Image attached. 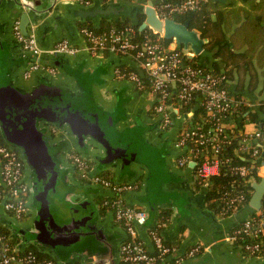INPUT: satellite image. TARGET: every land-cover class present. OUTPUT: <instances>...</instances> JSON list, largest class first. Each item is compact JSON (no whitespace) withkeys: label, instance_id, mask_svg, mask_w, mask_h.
Here are the masks:
<instances>
[{"label":"water","instance_id":"1","mask_svg":"<svg viewBox=\"0 0 264 264\" xmlns=\"http://www.w3.org/2000/svg\"><path fill=\"white\" fill-rule=\"evenodd\" d=\"M14 1L19 14L13 23L19 21L24 36L34 34L41 49L52 48L51 40L54 38L59 42L63 31L72 45L83 43L76 22H91L95 27H100L103 20L130 19L137 23L139 15L145 16L141 30L148 28L154 34L174 41L176 46L188 50L189 58L202 56L208 42L200 30L191 29L190 21L162 19L156 5L163 0H92L89 5L68 0ZM14 46L20 47L16 56L12 51ZM81 54L39 58L23 51L16 37L9 45L0 39V134L4 142L17 149L25 160L26 179L32 190L31 218L24 223L9 219L7 224L14 236L21 238L23 246L34 245L55 257L60 264L85 253L95 256L94 251L99 253L100 249L113 246L107 226L100 222V211L95 202L96 196L104 194L105 189L75 178L74 167L66 157L70 147L93 161L94 174L112 167L116 180L123 182L140 173L138 178H142L143 187L130 194V200L136 203L133 205L146 207L148 219L142 227L151 225L160 207L175 208L178 213L181 204L191 208L196 218L211 224L217 219L216 214L194 208L193 193L181 187L185 176L173 162L176 156L184 153L173 147L184 118L176 117L174 128L160 136V117L149 120L145 115L153 101L139 104L132 110L136 97L130 94L132 83L111 88L112 101H107L101 93L117 64L129 62L139 70L138 64L129 57L114 55L115 59L106 63L102 58L91 67L86 65L87 57ZM34 63L54 67L57 73L53 75L41 69L33 72L29 79L21 77L18 80L15 69L26 70ZM50 125L58 128L60 133L54 134ZM262 148L264 158V146ZM262 163L264 165V160ZM189 166L194 171L196 163L191 162ZM193 178L196 180L195 175ZM252 187L250 203L230 216L233 224L261 208L264 176L260 181L255 179ZM77 198L80 199L77 201ZM226 242L231 244L229 239ZM232 247L246 259L241 249ZM208 258L206 255L204 260L207 262ZM243 264H264V260L246 259Z\"/></svg>","mask_w":264,"mask_h":264},{"label":"built area","instance_id":"2","mask_svg":"<svg viewBox=\"0 0 264 264\" xmlns=\"http://www.w3.org/2000/svg\"><path fill=\"white\" fill-rule=\"evenodd\" d=\"M68 1L84 5L92 2ZM202 2L203 0H163L156 5V9L162 19H174L176 16L200 9ZM13 30L23 51L39 58L59 54L74 56L82 51H87L93 56H98L104 51L129 57L138 64L139 70L118 66L114 68L113 76L119 81L132 83L136 92L146 93L148 97L153 96L150 98L154 105L153 117H160L159 129L169 132L176 124V117L184 118L173 141L175 149L184 151L175 158L177 165L185 168L195 162L196 181H207L220 175L222 168L231 164L232 157L223 154V150L235 139L233 133L236 124L231 121V117L243 100L230 93L226 75L187 63L185 56L188 50L183 47H180V50L174 41L166 43L164 37L159 35L155 38L149 34H137L132 25L112 26L101 31L81 26L80 33L85 41L82 47L72 45L68 39H62L50 49H41L34 34L26 37L21 33L19 21H15ZM41 69L53 75L57 73L54 67L34 63L25 70L24 77L29 79L33 72ZM186 107H190L188 112L185 111ZM199 109H202L203 113L195 116ZM189 119L193 120L186 125ZM54 134L59 133L56 131ZM263 146L262 128L242 134L236 153L249 156L251 162L249 165L228 167L230 174L235 177L221 195L223 205L216 213L218 217H230L250 203L243 181L246 185H252L256 179L253 169H257L258 176L263 177ZM67 161L74 167V176L76 171H79L82 177L111 194L104 197L102 206L113 213L115 222L127 234L120 245L121 259L125 264H184L202 252L203 246L197 244L183 255L173 257L176 249L167 243L161 234V229L167 225L161 220L149 231V247L139 235V227L147 222L148 213L142 206L126 201L129 193L141 189V182H116L112 178L94 174V164L92 167L90 164L93 161L78 151L68 153ZM258 163L260 165L257 168ZM26 174V163L20 152L6 143L0 145V228H7L11 232L0 231V264H60L52 257L41 258L30 246H23L21 238L14 236L5 222V218L18 223H24L31 218L29 202L32 190ZM227 239L241 249L246 259L264 260V197L261 208L240 221Z\"/></svg>","mask_w":264,"mask_h":264},{"label":"crops","instance_id":"3","mask_svg":"<svg viewBox=\"0 0 264 264\" xmlns=\"http://www.w3.org/2000/svg\"><path fill=\"white\" fill-rule=\"evenodd\" d=\"M16 6L17 5L14 0H0V39H2L7 45L15 42V35L13 30L15 23H13V20L19 14V8ZM213 17L215 18V16ZM76 24L78 25L77 28L80 31V27L83 25V23L76 22ZM235 27L236 25L233 26V29ZM231 33H233V31L228 33L226 36L227 46L225 47V53H224L226 57V61L223 59L222 55L216 56L217 54L216 49H219L218 46L213 48V50L212 48H209V44H210L209 38H206L208 39V42L205 44L204 47L205 55L204 54H202V56L197 55L194 58L198 59L199 62H203L207 64L210 68H219L221 71L227 72L229 76L227 88L230 91V93L235 97H241L243 102L248 106L249 111L256 113L259 118L257 122H251L250 120L242 121L237 119V122L235 124L239 128V134L255 132L256 130L264 127V57L260 56V50L262 47L259 46L257 48L258 51L256 52V54H254V56L252 57L247 58L244 55L245 51L247 50V46L245 45L237 50L236 46L233 44L231 40ZM65 34H66L65 31H63L62 39H67ZM56 42L57 41H54L53 38L50 43L52 45V43L55 44ZM84 44L85 41L83 43H78L75 45L82 47ZM12 51L16 56L20 52V47L14 46V48L12 47ZM207 52L211 53V55L208 54L207 56L206 54ZM80 53H82L81 56L83 55L87 57L86 65L91 67H95L99 63L100 61L99 59L102 58H103L102 61L106 63L109 62L111 59H115V56H117V58L120 57L122 58V56H118L114 53L104 52V51H101L98 56H93L87 51H82ZM101 53H103V55ZM112 61L114 62L115 60ZM118 66L137 70V68L131 66L129 62L126 63L125 65L117 64L115 67ZM15 70L17 71L18 80L21 79V77H24V72H25L24 68L18 67ZM113 75L114 72L112 76L108 78L107 86L103 88L101 91V93L103 94V96L107 101H112L114 98L111 92V88L128 82V81H119ZM63 76L64 75L61 74V77ZM130 94L136 95L132 105V110H134L136 106L139 104L145 103L146 105L147 103L152 101L146 93L142 94L136 92L134 88H131ZM145 115L146 118L150 120L148 110L146 111ZM158 132L160 136L163 135L165 136L166 134H168V132H162L160 129ZM175 158L173 162L176 165L177 170L181 175L185 176V182L181 184V187L186 190H190L193 193V198L195 201L194 208L200 207L202 210L212 211L208 207V202H207L208 195H206L208 190L204 189L206 185L198 186L197 181L193 178L194 171H192L190 166L185 168L179 167L175 161ZM261 173L264 176V168L261 169ZM138 176H136L137 178L135 177L136 179L133 178V180H128V181L134 182L139 180L141 182V189H142L143 187L142 178L141 177L138 178ZM77 180L80 181L79 179ZM114 180L118 182L116 180L115 173H114ZM124 181L127 180L125 179L123 180V182ZM82 183L92 184L90 181L82 182ZM141 189L136 192L141 191ZM105 193L97 195L95 198V202L100 211V222L103 225L107 226L106 228L110 233L109 238L112 240L113 246L111 245V248L109 249H100L99 253L94 251L95 256L92 255V253L89 254L85 253L83 255L76 256L66 264H111V262L113 264H125L121 259L120 245L126 239L127 234L115 222L113 213L103 210L102 202L104 197L111 196V194L108 193V191L106 190ZM130 194L132 193H129L126 196V201L129 204H136L131 202ZM77 199L79 200L80 198ZM143 208L146 210V207L143 206ZM163 210H171V217L169 219V222H167L166 227L161 229V234L163 235L165 241L171 244L176 249L173 256L176 254H183L190 247L200 244L203 246L202 252L198 254L195 258L188 260L186 264L246 263V259L242 258L241 254L236 249H234V247H232L231 244H227L226 242L228 235L238 224V223L233 224V220H232L233 218L230 217L220 218L217 215H215L217 219H215L214 221L212 220L211 224H209L203 221L201 218L200 219L196 218L195 212L191 211L192 209L187 207L186 204H181L178 213L175 208L160 207L157 210L154 220L151 222V225L139 227V235L141 239L144 240L146 244H148L149 247H151L149 231L154 227H156L157 222L161 218V212ZM227 219H231V220H227ZM181 235L182 238L179 240ZM176 243H178V246H176ZM206 255L209 257L207 259V262L204 260V257ZM49 256L55 259V257L51 256L50 254Z\"/></svg>","mask_w":264,"mask_h":264},{"label":"trees","instance_id":"4","mask_svg":"<svg viewBox=\"0 0 264 264\" xmlns=\"http://www.w3.org/2000/svg\"><path fill=\"white\" fill-rule=\"evenodd\" d=\"M92 1V0H91ZM135 1V0H130ZM215 16V18L213 17ZM145 19L144 15H139V20L137 23L132 22L130 19L127 20H114L107 21L103 20L100 27H95L91 22L85 23L82 26H87L97 31L103 29H108L112 26H123V25H132L137 34H149L155 38L159 37L154 34L150 29L141 30L140 27ZM177 22L190 21L191 29H198L202 32L203 38H209L210 44L209 48H215L216 46L219 49H216V56H221L226 61L225 57V47L226 36L228 33H231V40L236 46V49H240L243 46H247V50L244 55L249 58L254 56L258 51L257 48L261 46L260 56L264 57V0H226V2L213 1V0H203L200 9L186 13L184 15H179L174 17ZM115 22V25L111 23ZM236 27L233 29V26ZM166 43H169L170 40L164 38ZM182 46H179L181 50ZM187 63L192 64L197 67H202L204 69L212 70L216 74L226 75L227 80L229 78L226 71H221L219 68H210L207 64L199 62L198 59L189 58L185 56ZM239 100H242L241 97H236ZM190 107H186L185 111L188 112ZM203 113L202 109H199L195 112V116ZM237 119L245 121L250 120L251 122L258 121V115L254 112L249 111L248 106L242 102L240 107L237 108L234 116L231 117L233 123L237 122ZM235 139H233L231 144L225 146L223 154L226 156L232 157V162L230 165L222 168V173L217 176L211 177L209 180L204 181L202 179L197 180V185H207V202L208 207L218 213L220 208L223 205L221 195L225 190V187L229 186L230 182L234 179L235 176H232L228 167L232 165H249L251 162L250 157L245 154L238 155L236 150L238 149V141L241 139L242 134H239V128L236 126L234 128ZM264 130V127H262ZM5 144L2 136L0 135V145ZM91 167L94 164L90 162ZM260 163L257 164V168ZM228 171V173L226 172ZM105 172V171H103ZM103 172L100 175H103ZM75 176L82 182L89 181L88 179L82 177L79 171H76ZM104 176V175H103ZM253 176L256 180L260 181L261 177L258 176L257 169H253ZM106 177V176H105ZM111 178L110 176H107ZM114 179V177H112ZM243 187L247 191L248 202H250L253 195L252 185H246L243 181ZM102 201V200H101ZM103 210H106L103 208ZM107 211V210H106ZM171 217V210H163L161 212L160 220L163 222H169ZM1 232L11 233L7 228H0ZM30 249L35 251L41 258H50V256L42 251H40L36 246L31 245Z\"/></svg>","mask_w":264,"mask_h":264},{"label":"rangeland","instance_id":"5","mask_svg":"<svg viewBox=\"0 0 264 264\" xmlns=\"http://www.w3.org/2000/svg\"><path fill=\"white\" fill-rule=\"evenodd\" d=\"M112 25H115V22H113V23H111ZM105 91V90H104ZM153 96L152 95H150V98H152ZM193 120V119H192ZM192 120L191 119H189V120H187V122H186V125H188V124H190V122H192ZM105 170V172H103V175L104 176H110L111 178L112 177H114V168H112V167H108V168H105L104 169ZM131 180H133V179H131ZM78 200V199H77ZM5 222H7V224H8V222H9V219H7V218H5ZM182 238V235H181V237L179 238V240ZM176 246H178V243H176Z\"/></svg>","mask_w":264,"mask_h":264},{"label":"flooded vegetation","instance_id":"6","mask_svg":"<svg viewBox=\"0 0 264 264\" xmlns=\"http://www.w3.org/2000/svg\"><path fill=\"white\" fill-rule=\"evenodd\" d=\"M153 108H154V105H151V107H150L149 110H148V114H149L150 119H154V117H153ZM50 128L52 129V132L55 133V132L57 131V133H60V130H58V128L56 129L55 126L50 125ZM0 135H1V134H0ZM74 151H77V149L74 148V147H70V149H69L68 152L66 153V157L68 156V153L71 154V153H74ZM75 177H76V176H75Z\"/></svg>","mask_w":264,"mask_h":264}]
</instances>
